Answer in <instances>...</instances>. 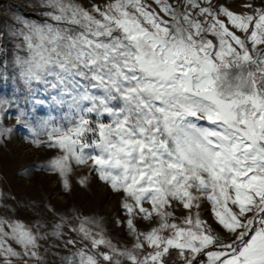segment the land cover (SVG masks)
<instances>
[{
	"label": "snow or ice",
	"instance_id": "obj_1",
	"mask_svg": "<svg viewBox=\"0 0 264 264\" xmlns=\"http://www.w3.org/2000/svg\"><path fill=\"white\" fill-rule=\"evenodd\" d=\"M30 7L0 20V145L27 130L21 175L65 196L104 185L127 242L55 189L36 218L0 189V264H264V0Z\"/></svg>",
	"mask_w": 264,
	"mask_h": 264
},
{
	"label": "rangeland",
	"instance_id": "obj_2",
	"mask_svg": "<svg viewBox=\"0 0 264 264\" xmlns=\"http://www.w3.org/2000/svg\"><path fill=\"white\" fill-rule=\"evenodd\" d=\"M34 0H0V20H7V16L2 13H7L9 10H22L26 15L32 13L30 5ZM242 0H228L229 6L235 10L239 9V4ZM13 86L0 85V95H11ZM47 114V106L38 115L45 116ZM9 125L15 124L14 119L6 121ZM28 135L27 130L18 128L13 137L4 145H0V189L15 196L17 200L23 202V206L19 209L18 215L21 218H36L43 214L47 216L44 210L43 203H37L33 206L32 202H41L44 200L47 193L55 189L59 192L58 195L51 197V202L60 210H63L68 204L74 205L81 209L86 214L95 213L105 217V226L109 230L110 235L118 237L120 240L127 242V237L114 224L117 213V199L104 185L98 183L90 184L88 189L77 188L71 196H65L59 191L55 184L54 178H43L39 175L29 182L25 179L21 172L27 166L40 161L44 153L35 150L24 137ZM45 246L52 243V240L44 242ZM59 243V241H56ZM59 249H53V252ZM50 261L54 257H49Z\"/></svg>",
	"mask_w": 264,
	"mask_h": 264
},
{
	"label": "crops",
	"instance_id": "obj_3",
	"mask_svg": "<svg viewBox=\"0 0 264 264\" xmlns=\"http://www.w3.org/2000/svg\"><path fill=\"white\" fill-rule=\"evenodd\" d=\"M170 264H171V262H170Z\"/></svg>",
	"mask_w": 264,
	"mask_h": 264
}]
</instances>
